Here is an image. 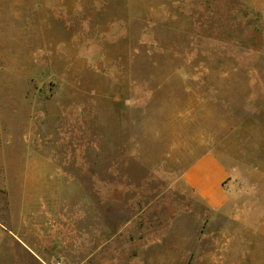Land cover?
<instances>
[{
  "label": "rangeland",
  "instance_id": "374dc122",
  "mask_svg": "<svg viewBox=\"0 0 264 264\" xmlns=\"http://www.w3.org/2000/svg\"><path fill=\"white\" fill-rule=\"evenodd\" d=\"M10 18L0 199L59 226L31 232L35 253L0 232V264H264V0H44ZM206 153L230 170L221 211L182 180Z\"/></svg>",
  "mask_w": 264,
  "mask_h": 264
},
{
  "label": "crops",
  "instance_id": "0c3cea01",
  "mask_svg": "<svg viewBox=\"0 0 264 264\" xmlns=\"http://www.w3.org/2000/svg\"><path fill=\"white\" fill-rule=\"evenodd\" d=\"M27 9V10H24ZM44 12V0H0V21L3 18L6 20L7 15L9 20L14 14H19L25 11ZM4 21V20H3ZM5 22V21H4ZM23 93V91H18ZM16 114H14L15 116ZM20 121L16 120L12 125H19ZM22 125V123H20ZM28 125V124H27ZM23 126V125H22ZM27 135L28 127L19 132ZM28 137V135H27ZM28 153L22 151L19 156L21 158L28 157ZM40 152L34 151V156L38 157ZM29 164L26 165V171L29 173ZM230 177V170L226 165L213 153H206L198 157L184 172L182 180L185 189L190 191L197 199L204 203L213 211H221L227 205L228 195L226 193V181ZM29 200L21 198L17 200L0 199V216L4 214L8 217V221L0 219V232H8L13 238L18 239L27 252L35 253V250L30 246V242L25 239L31 236V232L37 231L38 237H46L43 231H51L54 233L55 222L59 226V221L48 220L43 222H35L30 219L29 215ZM9 206V208H1ZM19 207V208H12ZM42 234H41V233ZM54 236V235H53Z\"/></svg>",
  "mask_w": 264,
  "mask_h": 264
}]
</instances>
